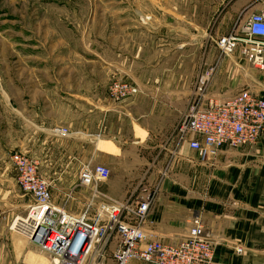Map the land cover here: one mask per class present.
<instances>
[{"label":"crops","instance_id":"obj_1","mask_svg":"<svg viewBox=\"0 0 264 264\" xmlns=\"http://www.w3.org/2000/svg\"><path fill=\"white\" fill-rule=\"evenodd\" d=\"M233 1L227 14L239 9L247 15L264 13V0ZM125 34L129 40L118 35L92 46L97 58L85 63L24 68L17 106L9 91L0 88L9 114L13 111L27 127L22 153L37 158L43 176L38 173L50 184L51 204L59 207V196L67 194L73 203L86 201L75 188L78 175L84 166L99 164L110 171L98 184L106 197H149L142 224L148 239L177 243L189 220L197 218L212 242L215 264H264V125L254 145L220 149L211 164L198 163L186 141L177 142L173 133L201 71H210L204 99L221 101L243 89L264 100V70H252L236 52L220 56L213 44L193 60L196 67L189 74L194 78L187 79L181 68L167 75L154 73L138 56L144 45ZM112 74L134 86L137 94L118 103L107 99ZM53 128L66 133L53 134ZM65 175L67 189L56 188ZM71 205L60 207L71 213ZM236 247L240 253H234ZM112 248L113 241L103 264H113Z\"/></svg>","mask_w":264,"mask_h":264},{"label":"rangeland","instance_id":"obj_2","mask_svg":"<svg viewBox=\"0 0 264 264\" xmlns=\"http://www.w3.org/2000/svg\"><path fill=\"white\" fill-rule=\"evenodd\" d=\"M233 2L0 0V88L9 91L12 105L17 106L19 84L23 87L21 79L24 68L85 63L86 60L97 58L91 54L94 51L90 50L92 46L100 47L103 40L110 42L113 36L118 35L124 41L129 40L126 31L135 44L144 45V50L138 56L145 61L147 70L153 68L154 73L167 75L181 68L187 79L192 78L189 73L196 67L193 65L195 59L202 57L213 46L214 40L243 23L246 10L226 12V7ZM116 30L119 34H115ZM65 53L70 55L64 57ZM207 71H201L196 80ZM112 76L125 81L115 74ZM207 81L204 83L205 88ZM9 117L12 121L10 125ZM24 131H27L26 125L13 111L9 114L8 104L0 93V264H46V258L37 252L35 245L21 231L10 227L14 219L23 218L25 205L32 203L30 196L17 189L15 172L8 160L12 152L23 154L21 137ZM32 161L42 175L37 158ZM59 182L61 185L64 183V186L58 185L56 188L67 189L69 177L61 176ZM76 189L84 192V198H88L91 192L89 187ZM59 197L61 205H57L69 207L73 204V208L69 209L73 214L80 210L84 202L73 203L67 195ZM208 240L213 252L212 242L210 238Z\"/></svg>","mask_w":264,"mask_h":264},{"label":"built area","instance_id":"obj_3","mask_svg":"<svg viewBox=\"0 0 264 264\" xmlns=\"http://www.w3.org/2000/svg\"><path fill=\"white\" fill-rule=\"evenodd\" d=\"M213 44L220 56L236 52L252 70L263 71L264 13L248 14L239 28H233ZM209 73L208 70L196 80L194 92L174 128L177 142L186 141L187 148L201 164H211L220 149L254 145L264 125V100L248 90L243 89L221 101L205 100V81ZM106 94L107 99L118 103L137 94V89L112 76ZM52 133L63 136L66 129L53 128ZM8 160L15 172V185L32 199L20 220L19 231L46 258V264H103L107 246L112 241L109 256L113 264L130 261L215 264L208 234L197 218L189 220L186 235L177 243L171 245L148 239L142 224L148 212L149 197L134 201L106 197L98 190V184L104 183L109 175L102 165L81 169L75 188L89 187L91 192L81 209L73 214L51 204L50 184L26 155L12 152ZM234 253H240L238 247L234 248Z\"/></svg>","mask_w":264,"mask_h":264},{"label":"bare ground","instance_id":"obj_4","mask_svg":"<svg viewBox=\"0 0 264 264\" xmlns=\"http://www.w3.org/2000/svg\"><path fill=\"white\" fill-rule=\"evenodd\" d=\"M21 218H16L14 221H13V223H12V229L13 228H15V229H17L18 231H19V229H21L22 228V224L20 223L21 221Z\"/></svg>","mask_w":264,"mask_h":264},{"label":"water","instance_id":"obj_5","mask_svg":"<svg viewBox=\"0 0 264 264\" xmlns=\"http://www.w3.org/2000/svg\"><path fill=\"white\" fill-rule=\"evenodd\" d=\"M41 241H43V240H41Z\"/></svg>","mask_w":264,"mask_h":264}]
</instances>
